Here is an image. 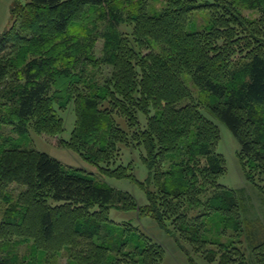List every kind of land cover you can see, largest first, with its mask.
Returning <instances> with one entry per match:
<instances>
[{"label": "trees", "instance_id": "obj_1", "mask_svg": "<svg viewBox=\"0 0 264 264\" xmlns=\"http://www.w3.org/2000/svg\"><path fill=\"white\" fill-rule=\"evenodd\" d=\"M10 12L0 130L55 137L72 104L74 128L60 144L102 177L136 181L147 202L0 133V264H49L40 256L61 252L70 264L160 263L162 244L112 209L153 218L209 262L249 264L244 201L219 182L220 129L203 110L235 136L244 176L264 198V0H164L157 12L147 0H16ZM199 12L202 27L191 29ZM122 146L140 149L143 181L116 164ZM214 225L223 238L207 237ZM246 238L264 264V239Z\"/></svg>", "mask_w": 264, "mask_h": 264}, {"label": "rangeland", "instance_id": "obj_2", "mask_svg": "<svg viewBox=\"0 0 264 264\" xmlns=\"http://www.w3.org/2000/svg\"><path fill=\"white\" fill-rule=\"evenodd\" d=\"M16 0H0V33L7 29L12 22L11 19V6ZM21 3H25L28 0H19ZM149 11L157 12L164 5V0H147ZM244 13L249 17L257 16V13L245 10ZM206 13L199 12L195 13L190 20V28H201ZM123 28V26H122ZM102 39L98 38L95 53L97 56L101 54ZM188 86L191 92L196 96L197 92L195 88L188 82ZM203 112L211 118L220 129V140L217 145V151L220 152L226 162V172L223 174L219 182L226 187L236 189L242 195L244 201V207L242 210L241 218L243 221V229L245 236V247L247 249L248 263L254 264L252 257L249 252V238L246 235L254 237V239H264V198L259 194L258 190L255 189L250 182H248L244 176V173L239 165L236 153L239 149L238 141L227 126L211 117V115L203 110ZM60 115L64 120V130L61 134L53 137L46 134L39 135L32 131H29L28 135L21 136L15 134L7 126H3L0 130L2 136H11L16 139L17 142L24 148H34L38 151L48 154L50 157L60 161L65 167L77 168L84 170L86 173L93 176L96 180H101L108 185L130 192L136 202L139 205H143L147 202L146 195L141 189L140 185L129 178L117 179L114 177H102L99 173V169L96 165L86 161L83 157L69 149L66 146L60 144V139L68 140L71 135V131L75 124V114L73 105L70 104L65 110L60 111ZM120 126L125 127L123 117H116ZM132 146H122L119 150L118 160L116 164L122 163L123 165L131 164L133 166V173L140 180L143 181L147 176V168L140 158V149ZM18 193L14 189L13 195L16 196ZM3 204H0V219L3 212ZM110 217L113 220H124L127 219L132 224L138 226L141 231L150 235L153 239L162 244L165 248V255L162 261L158 264H216V262L207 261L203 254L196 252L193 247L184 239H180L175 236L172 231H167L161 228L158 223L151 217H140L136 210L134 211H120L112 209L110 211ZM208 238H223V234H219L217 226L214 225L212 232L207 231ZM26 245L20 249L21 253H25ZM41 260L49 264H70L68 254L61 252L54 257H46L42 254Z\"/></svg>", "mask_w": 264, "mask_h": 264}]
</instances>
